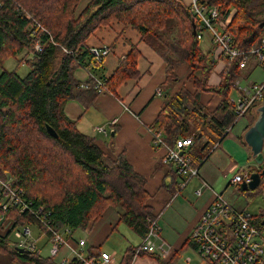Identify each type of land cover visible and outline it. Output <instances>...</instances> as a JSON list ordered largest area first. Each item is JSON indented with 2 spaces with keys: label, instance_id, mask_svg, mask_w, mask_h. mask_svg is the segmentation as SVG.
Segmentation results:
<instances>
[{
  "label": "trees",
  "instance_id": "1",
  "mask_svg": "<svg viewBox=\"0 0 264 264\" xmlns=\"http://www.w3.org/2000/svg\"><path fill=\"white\" fill-rule=\"evenodd\" d=\"M81 1L0 0V69L6 60L21 55L20 63L29 67L25 77L16 71L4 70L0 74V181H11L10 186L21 189L33 206H45L59 229L85 230L110 208H119V224L124 223L144 238L149 233L148 218H155L146 179L134 171L124 154L113 159L103 152L64 112L69 100H78L88 109L95 104L100 91L114 95L122 84L138 78L140 51L132 46L106 79L98 74L103 64L91 55L88 39L117 22L136 30L142 43L164 59V102L150 129L162 132L171 144L193 137L189 153L198 167L236 122L229 98L244 69L239 68L240 59L229 61L221 57L226 62L222 82L218 86L209 84L216 64L210 57L212 50L204 52L200 47L201 41L192 30L195 17L181 0H92L78 14ZM197 2L217 7L221 19L235 10L229 31L236 49L250 51L260 46L264 39V0ZM37 45L42 48L40 52L35 49ZM183 65L191 70L187 82L194 90L183 83L172 93L182 81L177 71ZM79 67L90 73L85 84L73 76ZM57 70L59 75L50 81ZM96 79L103 86L97 88ZM204 93L220 98L213 112L201 103ZM47 125L57 133V138L48 133ZM239 141L247 147L243 138ZM263 170L264 163L249 168L251 174ZM237 188L252 202L264 194V177L255 191L242 192L240 185ZM5 215L17 227L33 222L16 208ZM133 250L131 247L126 251L120 264H133ZM0 254L16 264H55L36 252L19 253L10 246L8 237H0ZM150 258L169 264L175 262L177 254L167 263L155 256Z\"/></svg>",
  "mask_w": 264,
  "mask_h": 264
},
{
  "label": "crops",
  "instance_id": "2",
  "mask_svg": "<svg viewBox=\"0 0 264 264\" xmlns=\"http://www.w3.org/2000/svg\"><path fill=\"white\" fill-rule=\"evenodd\" d=\"M91 1L82 0L78 7V14H81ZM132 46H137L140 51L138 78L122 84L114 95L101 94L95 104L88 109L78 100H69L66 102L64 112L70 120L77 123L81 133L95 140L103 152L113 159L124 154L134 171L146 179L148 191L152 195L149 205L158 218L161 237L178 256L185 244L189 246L190 234L203 212L213 202L214 193H220L224 184L230 181L234 174L258 167L254 159H251L250 149L239 141L252 125L251 122L256 119L257 107L251 108L232 126L228 136L215 147L200 166L199 177L193 178L186 187L182 188V178L175 173L173 166L163 164L164 151L153 147L150 133V128L157 119L164 102L162 88L166 79L164 59L150 46L142 43L141 35L136 30L117 22L98 30L87 41L89 49L109 47L112 50L103 64V70L98 72L106 79L113 75L119 61L128 55ZM216 57L217 62L209 80L211 86L220 85L222 74L226 69L224 59H220L219 55ZM254 66L255 64L252 63L244 69L243 77L239 80L242 86L244 82H253L248 87L264 84V77L262 80L252 79V74L256 70ZM261 69L264 73V69ZM177 73L182 81L174 86L172 93L178 91L183 83H186V86L193 91L192 85L187 82L191 73L188 66H181ZM73 76L77 82L85 84L90 78V73L79 67L75 69ZM158 88L163 90L162 97L156 96ZM201 103L208 112H213L220 103V98L204 93L201 95ZM96 128H102L105 133H98ZM194 180L196 182L191 195L186 193V189ZM203 183L207 186L202 188L198 196L196 191L202 187ZM229 186H231L230 183L227 187ZM236 189L238 190L237 187ZM193 196L199 199L196 204H194ZM243 197L248 201L244 195ZM241 210L248 212L245 209ZM184 211H191V215L186 218ZM252 216L261 224V227H264V212ZM119 220V208H110L101 219L90 224L86 231L82 230L87 240L86 248H89L92 253H100L99 248L117 230L120 225ZM261 232L264 240V228H261ZM4 233H6L5 236L9 235L8 230ZM68 252L66 248L62 251V255ZM112 256H114L115 264L121 263L123 257L120 263H117V254L113 253ZM8 264L16 263L8 257ZM134 264L160 263L153 258H138ZM169 264H176V262L171 261Z\"/></svg>",
  "mask_w": 264,
  "mask_h": 264
},
{
  "label": "built area",
  "instance_id": "3",
  "mask_svg": "<svg viewBox=\"0 0 264 264\" xmlns=\"http://www.w3.org/2000/svg\"><path fill=\"white\" fill-rule=\"evenodd\" d=\"M181 1L195 17L197 39L202 41L205 33H210L216 55L228 58L229 61L240 59V69L247 68L249 62L264 69V39L260 46L250 51H240L233 46L229 26L235 10H232L226 19H221L217 7L201 6L197 0ZM35 49L41 51L39 47ZM90 53L98 63L104 64L112 50L109 47H92ZM96 81L97 88L103 86L102 81ZM236 84L237 97L229 98V102L233 105L236 118L239 119L263 100L264 84L252 87H243L239 81ZM162 95V89L158 88L156 96ZM96 130L105 133L102 128ZM150 133L153 147L164 151L163 164L173 166L176 173L182 177V188L193 178L199 177L200 166L194 164L189 153V149L194 145L193 138L179 139L171 146L162 132L150 129ZM250 181L251 173L245 169L234 174L229 183L235 187ZM6 185H12L11 181H0V237H8L10 246L36 251V231L47 238L51 257H57L62 248H68L69 258L59 264H115L114 256L88 251L86 239L76 240L69 229L60 230L54 226L52 216L47 214L50 211L45 206H33L21 189L7 188ZM204 186L207 184L203 183L196 195L200 196ZM11 208H16L19 214H27L33 222L17 227L14 221L6 219L5 213ZM147 223L149 233L132 251L133 263L142 255L157 256L166 262L172 260L176 252L162 239L157 216L148 218ZM7 230L9 235L5 236L4 232ZM189 241V248L195 253L197 260L187 259L186 264H264L261 224L251 214L234 209L219 194H215L213 202L201 215Z\"/></svg>",
  "mask_w": 264,
  "mask_h": 264
},
{
  "label": "rangeland",
  "instance_id": "4",
  "mask_svg": "<svg viewBox=\"0 0 264 264\" xmlns=\"http://www.w3.org/2000/svg\"><path fill=\"white\" fill-rule=\"evenodd\" d=\"M200 47L204 52H207L209 49L212 50V53L210 55L211 59L217 62L216 58V53L215 51V46L212 45L211 43V35L210 33H205L204 39L200 43ZM31 55H29V58ZM22 60V55L17 57V58H11L8 59L4 62L3 68L0 69V74L6 70L8 72H13L16 71L17 74L21 77H25L29 73V67L26 64L20 63ZM249 64H252V62H249ZM255 67V66H254ZM189 68V67H188ZM264 77L263 70L261 69L260 66H256V70L252 74V79H258L262 80ZM240 80V79H239ZM238 80V81H239ZM240 82V81H239ZM253 82H244L243 87L248 86L249 84H252ZM236 90L232 91L230 94V98L234 99L237 97L236 95ZM163 92V90H162ZM98 133H104V132H99ZM194 182L195 180L191 183V186L186 189V193L192 194V191L194 189ZM229 181H227L223 188L221 189L220 194L222 195L223 199L227 201L234 209H240L238 211L246 212L241 209H245L251 215H258L261 212H264V195H259L257 196L252 202L246 201V199L243 197V195L236 189V186H229L227 187ZM194 197V196H193ZM195 202L194 204L197 203L199 199L194 197ZM236 209V210H237ZM184 215L187 216L191 215V211H184ZM30 224L29 221L25 222L23 225ZM92 224V223H91ZM89 227V225H88ZM88 227L86 229H88ZM85 229V231H86ZM72 232V237L74 239H86L84 235L82 234V230H78ZM34 237H35V244L40 251L41 256L43 257H48L50 258V249L47 243V238L40 235L38 232H34ZM165 240V239H164ZM87 243V240H86ZM142 243L141 237H139L135 232H133L129 227H127L124 223H120L118 226L117 230L104 242L101 247L99 248L100 251L103 253H108L112 255L113 253L117 254L116 262L120 263L122 257L126 253V251L129 248H134L138 246L139 244ZM87 247V245H86ZM89 247V246H88ZM88 251L89 248H87ZM0 254V264H8V256H3ZM7 257V258H5ZM141 258V257H140ZM145 258H150V256H146ZM144 258V259H145ZM152 259V258H151ZM191 259V260H197V257L194 252L191 251L189 246H185L182 251L178 254L175 262L176 264H186V260ZM153 261V260H152ZM134 264V263H133Z\"/></svg>",
  "mask_w": 264,
  "mask_h": 264
},
{
  "label": "water",
  "instance_id": "5",
  "mask_svg": "<svg viewBox=\"0 0 264 264\" xmlns=\"http://www.w3.org/2000/svg\"><path fill=\"white\" fill-rule=\"evenodd\" d=\"M192 30L193 35L196 36V22L195 19H192ZM59 71L57 70L50 81H53L58 75ZM257 117L254 123L246 130L243 135L244 142L251 151L252 158L258 166H262L264 163V102L256 108ZM48 133L57 138V133L53 130L52 127H46ZM264 177V170L260 172H254L251 174V181L249 183H242L240 185V190L242 192L255 191L261 184V180ZM16 250L21 254H31L29 250L23 248H16Z\"/></svg>",
  "mask_w": 264,
  "mask_h": 264
},
{
  "label": "bare ground",
  "instance_id": "6",
  "mask_svg": "<svg viewBox=\"0 0 264 264\" xmlns=\"http://www.w3.org/2000/svg\"><path fill=\"white\" fill-rule=\"evenodd\" d=\"M36 47H39L40 48V50H42V48H41V46L40 45H37ZM64 52L66 53V54H71V52H69L68 50H66V49H64ZM236 89H237V84H236ZM163 96V95H162ZM263 101V100H262ZM261 101V102H262ZM261 102H259L258 104H256L254 107H258V106H260L262 103ZM254 107H252V108H254ZM245 115V114H244ZM235 118H236V116H235ZM242 118V117H241ZM240 119V118H239ZM239 119H237L236 118V122L239 120ZM235 122V123H236ZM232 128V127H231ZM230 128V129H231ZM230 129H228V131L230 130ZM187 138H193V137H187ZM181 139H184V138H181ZM179 140V139H178ZM193 140H194V138H193ZM167 142H169L168 140H167ZM171 146H173L175 143H173V144H171V143H169ZM251 152V151H250ZM168 166H170V165H168ZM258 166V165H257ZM175 173H176V170H175ZM177 174V173H176ZM178 175V174H177ZM179 176V175H178ZM180 178H182L181 176H179ZM191 181V180H190ZM241 185V184H240ZM239 186V185H238ZM238 186H236V187H238ZM6 187L7 188H12L10 185H6ZM13 189V188H12ZM215 194H219V195H221L220 193H214V196H215ZM222 196V195H221ZM47 214H50L51 215V213L50 212H47ZM52 216V215H51ZM53 225L54 226H56L55 225V223H54V221H53ZM60 230H62V229H60ZM161 230V229H160ZM72 232V231H71ZM160 234H161V232H160ZM35 242H36V240H35ZM86 245H87V243H86ZM64 249H66L65 247L64 248H62L61 249V251H60V254L57 256V257H55V258H53V257H50V259H52L53 260V262H55V264H59L60 262H62L65 258H69V256H70V252H68L66 255H62V251L64 250ZM30 252H36V253H39L40 254V251L38 250V248H37V246H36V251H30Z\"/></svg>",
  "mask_w": 264,
  "mask_h": 264
}]
</instances>
